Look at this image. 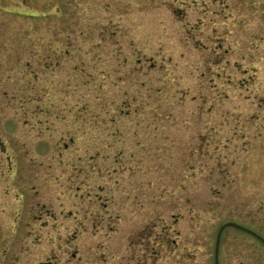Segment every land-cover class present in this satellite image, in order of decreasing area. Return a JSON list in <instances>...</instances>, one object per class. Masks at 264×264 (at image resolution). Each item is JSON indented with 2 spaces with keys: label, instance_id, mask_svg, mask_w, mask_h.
<instances>
[{
  "label": "rangeland",
  "instance_id": "rangeland-1",
  "mask_svg": "<svg viewBox=\"0 0 264 264\" xmlns=\"http://www.w3.org/2000/svg\"><path fill=\"white\" fill-rule=\"evenodd\" d=\"M226 221L264 238V0H0V264H214Z\"/></svg>",
  "mask_w": 264,
  "mask_h": 264
},
{
  "label": "water",
  "instance_id": "water-1",
  "mask_svg": "<svg viewBox=\"0 0 264 264\" xmlns=\"http://www.w3.org/2000/svg\"><path fill=\"white\" fill-rule=\"evenodd\" d=\"M235 228L239 231H242L246 234H249L251 236H253L254 238H256L259 242H261L263 245H264V239H262L259 235H257L256 233H254L253 231L251 230H248L240 225H237L235 223H232V222H227L225 224H223L218 232H217V235H216V240H215V250H214V264H218V261H217V256H218V248H219V241H220V236H221V233L222 231L225 229V228ZM38 264H53V263H49V262H43V263H38Z\"/></svg>",
  "mask_w": 264,
  "mask_h": 264
},
{
  "label": "flooded vegetation",
  "instance_id": "flooded-vegetation-1",
  "mask_svg": "<svg viewBox=\"0 0 264 264\" xmlns=\"http://www.w3.org/2000/svg\"><path fill=\"white\" fill-rule=\"evenodd\" d=\"M23 1H26V0H23ZM6 252V250L4 251ZM5 254V253H4ZM44 262H49V263H53V264H57L55 261H52V260H48V261H44ZM39 263H43V262H39ZM38 264V263H37Z\"/></svg>",
  "mask_w": 264,
  "mask_h": 264
}]
</instances>
